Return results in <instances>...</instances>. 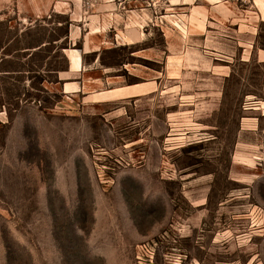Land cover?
<instances>
[{
    "label": "rangeland",
    "instance_id": "1",
    "mask_svg": "<svg viewBox=\"0 0 264 264\" xmlns=\"http://www.w3.org/2000/svg\"><path fill=\"white\" fill-rule=\"evenodd\" d=\"M111 1L120 44L61 80L69 11L90 6L0 0V264H264V0L214 13L245 22L236 50L218 41L230 62L204 43V7L195 48L166 37L188 33L175 5L193 0ZM203 60L216 68L179 69Z\"/></svg>",
    "mask_w": 264,
    "mask_h": 264
},
{
    "label": "crops",
    "instance_id": "2",
    "mask_svg": "<svg viewBox=\"0 0 264 264\" xmlns=\"http://www.w3.org/2000/svg\"><path fill=\"white\" fill-rule=\"evenodd\" d=\"M223 1H230L235 5V3L233 2L235 0H193L191 2L186 1L185 3L181 2L182 4L180 5H175L177 6L175 7L176 10L182 11L180 14L182 18L181 25L188 27V33L185 35L182 33L183 34L182 37H179V35L176 37L175 30L168 27L170 31V35H168L167 33L166 37L168 38L169 41L171 40L172 42L175 40H178L177 38L183 41L182 42L183 45L179 47V52H178L179 54L183 55L185 51L188 50L189 47H194L191 45V42L194 41L196 36L198 35V30H195V31L190 30L191 24L189 21V16L192 13V9L197 6L206 8L207 14H208L207 21H206L207 30L202 31L204 33H201V34L206 35L204 43L206 44L208 37L212 36L210 34L207 35L208 31H210L209 29L211 28L212 29L211 31H213V33L220 34L219 36L220 38L217 35L212 36L213 40L222 41V42L229 44L230 46H235L231 43L234 40L229 39L230 38L229 37L230 35H228L230 33L229 30L235 29L237 32L238 31L241 32L242 30L243 32H245L244 31L245 29L242 27L245 22L243 21L244 19H241V18L240 19L237 18V21L233 22L232 20L235 18L234 15H228L225 21L215 16L214 13L217 12V10L221 8L220 6L222 5L221 3ZM83 2H84L83 3L84 5H89L91 9L90 10L91 12H88L86 19H84V22L81 21V19H78L77 17H75L71 13V10L69 11L70 16H71L70 17L71 21L73 23L74 22L76 23V25L72 23L71 24L72 26H70L69 39L72 45H78L79 42H80V45L78 47L69 48L71 51L74 52L76 59H74V62H73L71 57H69L70 59L68 58L69 60L68 69L59 73L61 80L76 78L74 76L81 74L85 66H86V69L91 67V63H85L84 61V57L86 54H94L95 56H94L93 63H95L99 61L98 55L102 50L113 49L114 47L117 46V44L118 45L120 44V42L118 41L120 39V33L117 30V26H116L115 19H114V16H116L114 12L115 3H113L111 0H83ZM55 8L56 7L54 5V9ZM239 9L241 10L240 16L242 17H248L246 12H252L250 10H247L246 8H244V10L241 8ZM259 13L260 15L261 14L263 15L261 10L259 11ZM236 26H237V29H236ZM128 29H131V28H128ZM126 37H127V32H126ZM234 38L236 37L233 36V39ZM224 39H227V41H225ZM138 42L140 41H137V42L127 41L126 44H135ZM172 42L170 43L171 46L172 45L176 46ZM246 44L247 43H243L239 46L243 48L244 51H248L249 48ZM207 49L209 52L213 54L215 59L217 58L215 57L216 55L222 56L223 57L222 60L226 62H230V59L232 58L231 56L234 55L231 51L221 50L219 48H213V49L207 48ZM235 50H236V46H235ZM140 52L141 51L134 52L133 56L147 58L145 56H142ZM178 53H172V54H178ZM170 56H174V55L169 54L168 58ZM167 62L169 63V59ZM126 66L125 68L129 71V68ZM211 66H212V69L216 68L215 64L210 62V60H203V61H198V62H192V65H189V66L182 64L179 69L182 71L183 69H187V70H190V69L194 70L198 68L209 69L211 68ZM167 68H168V65H167ZM118 76L119 75H115V77H118ZM110 77L111 76L106 77L107 82H108V79H110ZM76 82L79 83V88L81 87V89L82 87L86 85V83L84 85V80L76 81ZM86 93H92V91H87Z\"/></svg>",
    "mask_w": 264,
    "mask_h": 264
},
{
    "label": "built area",
    "instance_id": "3",
    "mask_svg": "<svg viewBox=\"0 0 264 264\" xmlns=\"http://www.w3.org/2000/svg\"><path fill=\"white\" fill-rule=\"evenodd\" d=\"M120 5H130L136 9H140L142 12L156 11L163 5L171 2V0H117Z\"/></svg>",
    "mask_w": 264,
    "mask_h": 264
},
{
    "label": "bare ground",
    "instance_id": "4",
    "mask_svg": "<svg viewBox=\"0 0 264 264\" xmlns=\"http://www.w3.org/2000/svg\"><path fill=\"white\" fill-rule=\"evenodd\" d=\"M198 20V19H197ZM203 25V24H202ZM169 31V30H168ZM170 34V33H169ZM207 45L210 46L209 48H215V47H218V48H222V49H226L225 46H223L222 44H219L218 41L217 43L213 40V37H209L208 38V42H207ZM226 45V44H225ZM213 46V47H212ZM215 46V47H214ZM169 66L170 68H178L179 65L177 64H174L172 62L169 63Z\"/></svg>",
    "mask_w": 264,
    "mask_h": 264
},
{
    "label": "trees",
    "instance_id": "5",
    "mask_svg": "<svg viewBox=\"0 0 264 264\" xmlns=\"http://www.w3.org/2000/svg\"><path fill=\"white\" fill-rule=\"evenodd\" d=\"M67 23L68 25L71 24V20L70 19H67ZM34 28L35 27H32V26H28L26 27L25 30H23V32L27 35H31L33 32H34ZM65 38H69V29L67 30L66 34L64 35ZM61 47V46H60ZM66 70V69H65Z\"/></svg>",
    "mask_w": 264,
    "mask_h": 264
}]
</instances>
